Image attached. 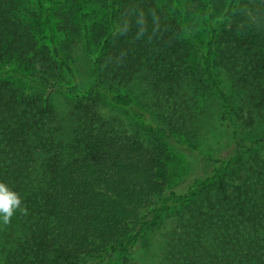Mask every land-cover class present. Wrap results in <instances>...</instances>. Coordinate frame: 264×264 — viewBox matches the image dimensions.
<instances>
[{
	"label": "trees",
	"instance_id": "obj_1",
	"mask_svg": "<svg viewBox=\"0 0 264 264\" xmlns=\"http://www.w3.org/2000/svg\"><path fill=\"white\" fill-rule=\"evenodd\" d=\"M72 1H105L110 10L95 47L90 13L80 14L94 53L85 86L53 35L50 47L38 43L25 21L26 0H0V60L11 65L0 67V182L27 209L15 213L20 224L11 245L0 241V264H140L136 248L166 215L174 220L166 264H264V161L257 151L264 137L246 139L233 124L237 97L251 125L263 115L264 0H228L216 18V0H209L208 34L194 45L209 94L200 105H218V112L203 106V117L193 118L199 125L217 114L232 142L216 158L199 143L186 144L212 166L180 183L171 146L182 142L166 108L193 82L181 27L160 0ZM226 68L231 90L220 78ZM9 79L27 82V89ZM59 91L70 99L64 120L57 117ZM103 105L130 122L107 115ZM253 153L257 168L243 171Z\"/></svg>",
	"mask_w": 264,
	"mask_h": 264
},
{
	"label": "rangeland",
	"instance_id": "obj_2",
	"mask_svg": "<svg viewBox=\"0 0 264 264\" xmlns=\"http://www.w3.org/2000/svg\"><path fill=\"white\" fill-rule=\"evenodd\" d=\"M228 0H216L213 7V13L216 17H220L227 6ZM160 2L167 7L169 15L176 19V23L181 27L180 38L184 40L185 51L187 53L184 62V69L189 73L193 82L190 86L191 89H182V101L178 99V104L172 105L168 109L169 114L173 115V118L168 117L167 121H173L175 133L178 134L177 138L182 144L177 143L171 146L172 163L177 170V175L173 172V178L175 183H180L185 179L193 176L196 172L203 169L206 171L211 168L210 163L203 165L197 152H191L192 150L186 146L190 142L199 143L200 149L203 154L212 156L214 158L219 157L225 150L229 151V146L232 142L231 132L223 127L218 122L217 114L210 118H206V123L202 122L199 125L196 124L194 119L196 116L203 117L202 107L206 108L204 112L212 114L218 112V108L215 104H211L210 107L200 105L202 102L207 101L209 94L207 92V86L201 81V67L199 65V59L196 54V47L194 41H202L208 34L209 23V0H160ZM89 12L88 18L90 35L92 37L93 47L101 40L103 34L107 31V21L109 20L110 10L107 2L99 1L96 3H83L82 1L64 2V0H26L24 13L25 21L30 25L31 32L38 43L43 47H50L51 35H53L55 43L65 56L72 62L75 67L76 76L81 85H88L92 81V70L94 63V53L87 50L84 39V29L82 22H80V14L82 12ZM67 16L68 24L66 28H60L64 25ZM50 17V20H48ZM191 34L195 39L191 38ZM11 65L9 62L0 60V67L9 68ZM30 69V70H29ZM27 69L28 72L33 71L32 68ZM36 71V69H35ZM231 72L226 68L221 71L222 83L228 88L232 89L233 81L231 80ZM15 86L20 87L22 90L27 89V82H19L16 79H9ZM145 84V83H144ZM193 84H197L199 88L193 87ZM131 87V90L136 93H140L137 87ZM206 88V89H205ZM120 89V88H119ZM204 92L203 96H200ZM201 99V100H200ZM55 102L57 108L58 119L64 120V115L68 110L70 102L69 97L63 92L59 91L55 94ZM209 103V102H208ZM236 106L239 109L240 116H234V122L238 126V130L241 135L246 139L255 136L264 137V110L263 115L260 117L257 115L256 122L251 125L249 117L246 115V108L242 104V100L236 98ZM209 105V104H208ZM107 115L118 114L122 121L129 123V117L122 111H118L103 105ZM174 106V107H173ZM213 110L211 111V108ZM243 108V109H242ZM175 109V110H174ZM216 110V111H215ZM245 115V116H244ZM194 117V118H193ZM194 120H191V119ZM193 121V122H192ZM192 123V124H191ZM200 127V130H196V127ZM136 127V126H135ZM194 128L196 132V138L190 137L188 131ZM200 133V134H199ZM203 133V134H202ZM145 138L151 139L144 135ZM193 138L187 140V138ZM259 152L258 158L264 161V142L257 147ZM254 153L246 154L244 162L241 164L243 171L255 167L256 159H258ZM204 166V168H203ZM242 171V172H243ZM10 222L5 224L0 219V241L2 245L10 246L11 241L15 239L14 229L18 228L20 224L19 217L14 214ZM7 226V228H5ZM174 226V220L169 215L165 216L161 225L156 229L150 231L145 241L140 244L135 252L134 257L140 264H166L165 258L167 255V242L171 236V231ZM4 228L6 229L4 231ZM9 234H13L10 236ZM11 240V241H10Z\"/></svg>",
	"mask_w": 264,
	"mask_h": 264
},
{
	"label": "clouds",
	"instance_id": "obj_3",
	"mask_svg": "<svg viewBox=\"0 0 264 264\" xmlns=\"http://www.w3.org/2000/svg\"><path fill=\"white\" fill-rule=\"evenodd\" d=\"M17 211L27 214V209L23 206L22 197L5 183L0 182V219L7 224Z\"/></svg>",
	"mask_w": 264,
	"mask_h": 264
}]
</instances>
